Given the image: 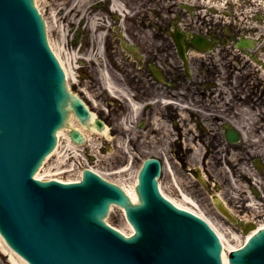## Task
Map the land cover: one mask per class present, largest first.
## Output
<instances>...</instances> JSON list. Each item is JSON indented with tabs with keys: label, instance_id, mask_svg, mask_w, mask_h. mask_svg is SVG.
Returning <instances> with one entry per match:
<instances>
[{
	"label": "water",
	"instance_id": "water-1",
	"mask_svg": "<svg viewBox=\"0 0 264 264\" xmlns=\"http://www.w3.org/2000/svg\"><path fill=\"white\" fill-rule=\"evenodd\" d=\"M69 99L33 0H0V231L9 244L32 264H223L210 227L161 194L155 159L140 172L139 205L89 170L82 183L33 179L56 145ZM71 103L82 121L89 118L79 99ZM70 134L74 142L84 141L78 132ZM229 136L237 140L235 133ZM57 151L58 145L52 153ZM111 203L126 209L136 235L127 238L105 224ZM230 264H264V229L232 252Z\"/></svg>",
	"mask_w": 264,
	"mask_h": 264
},
{
	"label": "flooded vegetation",
	"instance_id": "flooded-vegetation-1",
	"mask_svg": "<svg viewBox=\"0 0 264 264\" xmlns=\"http://www.w3.org/2000/svg\"><path fill=\"white\" fill-rule=\"evenodd\" d=\"M83 1L87 4L85 13L82 15L83 20L77 26V19L71 22L69 29L71 38L68 40V45L70 47L81 45L82 49H88L91 46L92 35L97 36L102 32L105 33L106 46L121 62L130 67L132 81H136L135 89L140 95L144 91L143 88L152 95L158 93L157 91L153 92L149 84L152 80L151 68L153 66L160 67L165 77L164 86L167 89L177 87L178 92H171L172 97L179 103L189 98L193 105L192 109L179 108L165 115L166 121H170L172 134H175V138L172 137L169 140L158 136L161 142L167 144L166 157L172 155L173 159L183 162V166L186 167L187 160L193 156L189 147L192 145L199 147L203 150V163L209 162L211 166L205 165L212 169L210 172L204 166L208 175H206L203 185L213 189L212 192L215 195L216 191H226L230 185L226 180L228 175H225L224 172L218 175L217 169L220 171L222 164H231L233 152L240 155L239 159L243 155L249 156L248 145L245 143L243 134L245 131H264L263 59L253 52L250 53L249 58L251 59H247V63H245V71L249 74L246 76L247 81L254 80L256 82L255 90L251 85L246 89L249 91H243L244 83L240 80L234 81V68L230 60L223 59H220L219 65L214 64L216 60L212 59L206 61L210 64L197 61L195 73L198 70L199 73L195 74L190 82L188 76L184 75L181 64L178 68H174L171 63L173 58L180 62L178 57H171V52H165L172 49L174 54V49L177 46L174 37L179 29H182L179 26L188 14H190L191 21L186 24V30H183V40L185 46L191 50L190 39L193 34L190 30L195 29V20L200 18L199 8L188 7L185 9L176 2L177 0ZM117 9H119V13L115 11ZM60 14H63L62 10ZM209 27L211 33H219L218 37L222 43L231 41L240 31L239 27L222 31L217 30L215 25ZM122 37H125L127 43L137 50L135 55L129 56L123 52L124 40ZM92 45L97 47L95 42ZM262 50L264 48H260L259 52ZM237 61L240 62V60ZM174 72L175 74H173ZM177 72H181V74H177ZM148 96L151 95L148 94ZM146 117L149 118L148 122L152 127L154 111L147 108ZM232 130L240 133V140L235 144L232 143L229 136ZM184 144L189 145L188 150L183 148ZM190 164L192 165L191 162ZM186 170L190 171L189 173L198 174L195 167H187ZM242 174L240 172L236 178L237 181L242 180ZM165 177L169 182L168 175ZM229 202L233 204L231 200ZM240 222L241 220H238L237 223L240 224Z\"/></svg>",
	"mask_w": 264,
	"mask_h": 264
},
{
	"label": "rangeland",
	"instance_id": "rangeland-1",
	"mask_svg": "<svg viewBox=\"0 0 264 264\" xmlns=\"http://www.w3.org/2000/svg\"><path fill=\"white\" fill-rule=\"evenodd\" d=\"M86 5H87L86 2H84L83 0H39L38 1V6L42 11L45 20H47L48 22V25H49L48 32H49L50 37L54 38V41H57L60 44L63 43V39L61 37L62 28L65 27V31L67 29L66 33L68 34V31H69L68 26L72 24L71 22H74L76 21V19L79 18V16H77V13L80 12L81 14L84 15ZM236 7H237L236 11H240V9L246 8L244 4L242 6L238 4L236 5ZM61 8L63 9V11H64V8H66L65 15L64 13L62 15L60 14ZM71 9H74L75 11L70 12ZM54 10L58 11L59 18H60V20L57 21L58 28L56 27V29L52 27V22H53L52 12ZM94 38L96 39L97 36L94 35L92 39ZM104 38H105V33H103V41H102L103 45H104ZM101 44H99L98 47H96L99 49H95V47H90L88 48L90 50L87 51L86 53H84L86 50L84 52H81L78 49H71V50L67 49V51L64 52V57L65 59H67V57L71 58L73 64L76 67L75 69L76 80H70V89L73 92V94L80 95L84 100H86L87 104L90 105L93 112H95L100 119L105 120L106 122H108V125L110 126V128L115 129L112 131L109 137L107 136L105 137V139L107 140L106 142L109 143V145H104V143L100 144V142L103 141V139L100 138V141H99L98 137H94L96 136L94 134L93 136L94 137L93 139L94 149H92L93 146L89 147V145H87L86 146L87 148L85 147V149L86 151H88V153H86L85 151H82V153H80L82 155L77 153L78 157L77 156L73 157L71 154H69V152L67 153L65 151V147L67 144L65 134L71 128V125L67 126L63 133L64 136H62L63 137L62 141H65V142L62 143V147L60 146L59 152L47 161L46 165L44 166V168L42 169L40 173L44 179L52 178L55 176L54 174L56 172L64 171L65 169H68V168L69 169L74 168L75 170L72 172H68V174H64L65 175L64 178L65 179H68L69 177L74 178V176L78 174V172L80 171L79 169L80 165L85 164V167L95 169L96 171L102 173L105 177H107V179L113 182H117L118 184L125 182L126 184H128V181L129 180L131 181V177L129 175L124 174V176H122L121 174L114 173V172L120 171L126 166L128 167L133 166L132 168H137L139 167L142 159L146 157H150L151 155H157L158 157H161L163 155V152H165V146L163 145V142L160 141L158 137L159 135H157V133L152 132L153 127H151L148 124V121H146V124H144L142 128L138 124V121H140L144 117V114L141 115L142 111L138 110L139 112L137 111L133 113L127 101L123 98L122 95L119 96L118 94L117 96L119 98L118 100L116 98H112L110 94L105 92V88L103 85L104 84V79H103L104 73L108 76L107 72H109L111 76V80L116 84L118 89L126 90L131 96H132L131 94L132 92L133 93L136 92L135 91L136 81H133L132 84H130L131 79L129 75L118 69L115 62L112 59H110L108 52H105L104 50H102ZM93 49L94 51H92ZM169 52H171V57L175 56L173 54L172 49L171 51L168 50L165 53H169ZM81 56L87 57V60L89 62L81 63V59H79ZM100 56L102 58L101 61L99 60ZM92 60H95V64L93 63ZM171 63L174 66V68H178L180 65L179 62L176 61L174 58L172 59ZM101 64H103V66ZM198 65L200 64L198 63ZM77 67L80 70H78ZM198 73H199V70L196 71L195 74H198ZM173 74H175V72ZM177 74H181V72H177ZM121 79L124 80V82ZM80 89H84L85 92L86 90L88 92H91L93 94L92 96L95 98V103L97 106L95 105L93 108L91 102H89L87 97H85V94L81 93ZM143 89L144 91L140 95L141 97L136 98L137 101L136 100L135 101L137 103L139 102L138 104H140L143 107L145 103L148 101H152V102L157 101L155 104H153L152 108L154 112H160L161 107L159 105L160 104V102L158 101L159 99L157 98L154 99L152 97V94L149 91L147 93L146 89L145 88ZM163 90L164 91L170 90V92L172 93L178 92L177 89H165L164 88ZM148 94H150L151 96H148ZM168 98H170V96ZM180 102L188 105L189 107H193L189 98L185 99L184 102L182 101ZM166 109L170 110V108H166ZM124 119L132 120L128 124V128H129L128 131L125 129V126H124V123H123ZM168 124L169 123L164 121L160 125L164 129ZM146 127H148L149 129H147ZM159 134L162 135V132L160 130H159ZM251 134L253 133L252 132L250 133L248 131L247 141L245 138V143L248 145V150H249L248 153L250 154L249 156L243 155L245 159H244V162L242 163V164L248 163L249 169L251 168L253 164L252 160L254 159L251 157L254 155H258V154L262 155V158H263L262 161L264 162V142L253 141L254 139L251 140L250 139ZM120 135L125 136L126 140L128 141V143L126 144L127 145L126 147H124L123 144L118 145V143H115L114 141L115 138L120 137ZM246 135H247V132H246ZM132 138L134 139L133 145L131 143ZM249 140H251V142ZM169 153H170V149H169ZM117 156H119V160L121 156L126 159L117 163L116 161H114ZM239 156L240 155L238 153L233 152L232 158L235 159L236 164L239 163L236 160ZM169 158L171 159L170 161L172 163L173 169L175 172H177L178 176L182 177V174H183L186 177L184 180L188 179L186 180L187 191L189 192L188 195L192 196L195 200H198L199 207L202 208V210L208 216H210L214 220V222L219 226V228L222 229V231L227 235L231 228L228 225L224 224L223 220L222 221L220 220V217L218 216V213L215 210V207L213 205V200L211 199L213 189H211L210 187H206L204 190L203 187L199 184L200 181L197 175H195L194 173H189L190 171L186 170L187 167H191L190 162L194 158V155L192 156V158L187 160L188 165H186V167L183 166L182 164L183 162L177 159L176 160L173 159L172 155H169ZM66 160H67V163H66ZM230 167L228 168L226 164H222L220 166V169L224 170L225 168H227L229 170V175L231 178H233V176H236L235 178H238V176L240 175L239 165L236 168L233 166L231 170H230ZM251 169L253 171V168ZM253 174H254V171H253ZM259 174L260 175L257 174L259 179L257 177L256 179L264 181V171L263 173H259ZM160 180H161V184L164 187H166L164 188L166 191H168L169 193L179 198L177 195V190L171 187L170 182L167 183L165 176H164V184H163V178H161ZM170 181H171V178H170ZM179 181L182 182V179L180 178ZM260 191H261L260 197L264 198V191L262 190ZM260 203L262 202L260 201ZM237 213L238 212H236V214ZM250 214H251V211L250 212L243 211L238 216L240 217L241 220L245 221L246 217L249 216ZM108 222H110L112 225L120 229H123L126 232H130L125 216L123 215L121 210L116 207L113 208L109 216ZM231 235L241 236L239 232L236 233L235 235L234 234H231ZM227 242H228L227 243L228 247L229 245L240 244L238 243L239 242L238 239H232V237H228V236H227ZM4 261H5L4 259H0V262H4Z\"/></svg>",
	"mask_w": 264,
	"mask_h": 264
},
{
	"label": "bare ground",
	"instance_id": "bare-ground-1",
	"mask_svg": "<svg viewBox=\"0 0 264 264\" xmlns=\"http://www.w3.org/2000/svg\"><path fill=\"white\" fill-rule=\"evenodd\" d=\"M38 1H36V6L39 8L38 6ZM41 11V9H40ZM54 16H55V13H54ZM55 18L57 19V16H55ZM47 21V20H46ZM56 23L52 22V27L56 28ZM47 27L49 28V25H48V22H47ZM58 28V27H57ZM53 30V29H52ZM65 32H61V37L63 39V41L65 40ZM52 42H53V45L55 47V50L57 52V55L59 57V60L60 62L62 63L63 67L65 68L66 70V75H67V79H68V82H70V80H76V76H75V71H74V68H73V64H72V59L67 57V59H65L64 57V52L67 51V49L64 47V43L63 42L62 44H60L59 42L57 41H54V39H52ZM107 81H106V86L107 88L109 89V91L114 94V95H122L123 98H127L128 100H131L132 102V107H130L134 112H137L140 108L139 104L137 102H135L133 100V98L131 97V95L126 91V90H120L118 89V87L116 86V84L111 80L109 79V77H107ZM118 91L121 92L118 93ZM88 97L94 101V105H95V98L92 96L93 94L91 92H88L87 93ZM124 98V99H125ZM90 119L87 123H82L78 120V118L76 117V115L73 113L72 109H71V112L70 114L68 115V117L66 118V125L65 126H69L71 125V127L73 126V128L77 131H79L83 136L84 138L86 139V142L84 143V145H77L75 143H73L68 135V133H66L65 135V138H66V147H65V151L69 154H71L73 157H76L78 154L77 153H82V151H86V150H83L84 149V146L86 144L89 145V147H92L93 144H94V137H98L99 141H100V138H103V137H109L110 134H111V131L113 129H111L105 122H104V127L102 130H99L95 125V121L98 119L97 117V114L94 113V112H90ZM132 120H129V119H124L123 120V123H124V126H125V129L128 131L129 128H128V124L131 122ZM65 126L60 129L58 131V151L57 152H54V153H51L47 156L46 160H45V163L48 159H50L51 157H53L54 155H56L59 150H60V145L62 147V143L65 142V141H62V136L63 133H64V130H65ZM167 132V131H166ZM94 134L96 136H94ZM98 135V136H97ZM248 135V133H247ZM94 136V137H93ZM252 137V136H251ZM250 137V138H251ZM97 141V140H96ZM115 143H118V145H122L124 147H126L128 141L126 140L125 136H121L120 137H116L115 138ZM103 142L101 141L100 144H102ZM88 147V148H89ZM92 149H94V146L92 147ZM95 152V151H94ZM82 155V154H80ZM78 157V156H77ZM126 158L124 157H120V160H119V156L116 157V159L114 161H116L117 163L118 162H121L122 160H124ZM69 160V159H68ZM260 160V159H259ZM258 160V161H259ZM44 163V165H45ZM66 163H67V160H66ZM43 165V167H44ZM133 166L131 167H128L126 166L125 168H123L122 170L120 171H116L114 173H119L121 174L122 176H124V174H127L131 177V181L129 180L128 181V184H126L125 182L124 183H121L120 186L125 190V192L130 196L131 200L133 203L137 204L139 203V199H138V195L136 193V188H137V184H138V174H139V171L142 167V163H140L139 167L137 168H132ZM87 167H85V164H81L79 169H80V172H78V174H76L74 176V178H71L69 177L68 179H65V175L64 174H68V172H72L74 171L75 169H65L64 171H60V172H56L53 177V179H56V180H59V181H62V182H66V183H74L75 181H79L80 179V174L83 173V169H85ZM91 169L92 171L96 172V173H99L98 171H96L95 169L93 168H89ZM170 170L173 174V171L170 167ZM242 170L245 172L241 175V178L242 180L241 181H238L239 184L237 185V187L241 188L240 191L238 192L237 195H232L227 192V195L226 194V191H223V192H220L219 193V196L220 197H214V201L217 199V200H220L221 203L223 205H227L229 206L230 204V200L233 202L234 204V208L238 209V210H246L248 208H246L245 206V202L248 201L249 202V207L250 209L254 212V215L256 216V218H260L258 220V224L257 226H255L253 229L249 230L246 234L244 235H241V236H236L235 232L233 231H236V228L232 227L233 231L230 230L229 233L226 235L222 229H218L219 230V234L221 236V239H222V242H223V246H224V250H225V255H224V263L225 264H229V261H228V251H231L233 249H236L238 248L239 246L243 245L245 243V241L250 237V235H252L254 232H256L259 228H264V218H263V215H264V202L261 204L258 202V198H256V196H249L246 192V189L245 187L248 189H251L252 186H253V183L251 182V179L254 178L255 180V185H260L262 187V189H264V183L263 181H260L258 179L255 178V176L253 175L251 169L248 168V166H244L242 167ZM42 171V169H41ZM40 171V173H41ZM39 173L37 179L39 180H43L44 178L41 176V174ZM225 175H228L227 172H224ZM102 175V174H100ZM52 179V178H50ZM201 180L203 181V183H205V180L203 178H201ZM237 182V181H236ZM243 182L245 184V187L243 185ZM174 183L177 184L178 186L179 185V182L178 180L176 179L175 177V180H174ZM160 186H161V190L163 192V194L169 198L170 200H172L176 205H178L179 207L181 208H184V209H187V210H190V211H193L195 212L196 214H204L202 208L199 207V204H198V200H195L193 197L189 196L187 193H185L181 186L179 187V190H180V196L179 198H177L176 196H174L173 194H170V193H167L166 190L163 188V186L161 185L160 183ZM219 186V185H217ZM218 188V187H217ZM236 187H234L235 189ZM245 189V190H244ZM256 189V188H255ZM254 189V190H255ZM230 197V198H229ZM229 204H227V203ZM216 205V204H215ZM115 207V206H114ZM113 207V208H114ZM230 209V208H229ZM231 211V209H230ZM239 212V211H237ZM255 219V218H254ZM119 231H121L123 234L125 235H130L133 233V229L132 227L129 225V229H130V233L124 231L123 229H120L118 227H116ZM222 232H221V231ZM231 234H234L235 236L231 235ZM227 236L228 237H232V239H238V245H229V247L227 246ZM0 259H4L5 261L4 262H0V264H28L19 254H17L15 251H13L6 243V241L4 240V238L0 235Z\"/></svg>",
	"mask_w": 264,
	"mask_h": 264
}]
</instances>
